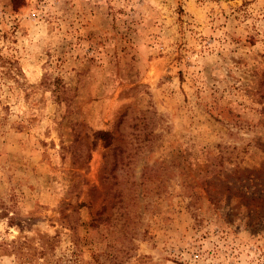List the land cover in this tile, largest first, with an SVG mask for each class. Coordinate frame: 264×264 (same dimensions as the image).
I'll return each instance as SVG.
<instances>
[{"label": "rangeland", "instance_id": "374dc122", "mask_svg": "<svg viewBox=\"0 0 264 264\" xmlns=\"http://www.w3.org/2000/svg\"><path fill=\"white\" fill-rule=\"evenodd\" d=\"M0 264H264V0H0Z\"/></svg>", "mask_w": 264, "mask_h": 264}, {"label": "trees", "instance_id": "16d2710c", "mask_svg": "<svg viewBox=\"0 0 264 264\" xmlns=\"http://www.w3.org/2000/svg\"><path fill=\"white\" fill-rule=\"evenodd\" d=\"M96 135L106 141V145H108L110 143V140L112 139V136L109 133L97 132Z\"/></svg>", "mask_w": 264, "mask_h": 264}]
</instances>
